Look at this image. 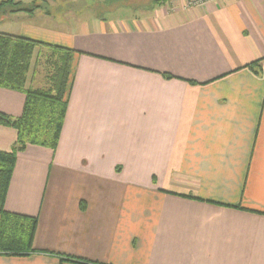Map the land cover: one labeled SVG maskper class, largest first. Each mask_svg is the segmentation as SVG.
Segmentation results:
<instances>
[{
    "label": "crops",
    "instance_id": "obj_1",
    "mask_svg": "<svg viewBox=\"0 0 264 264\" xmlns=\"http://www.w3.org/2000/svg\"><path fill=\"white\" fill-rule=\"evenodd\" d=\"M149 1L0 14L72 53L56 148L17 154L4 202L36 218L31 250L0 264H264V0ZM24 102L0 89V114ZM16 138L0 126V151Z\"/></svg>",
    "mask_w": 264,
    "mask_h": 264
},
{
    "label": "trees",
    "instance_id": "obj_2",
    "mask_svg": "<svg viewBox=\"0 0 264 264\" xmlns=\"http://www.w3.org/2000/svg\"><path fill=\"white\" fill-rule=\"evenodd\" d=\"M157 1L161 4L166 2ZM6 10H10V13L33 11L13 3V0L0 2V14ZM43 48H48L46 58L53 69L47 88H26L27 75L36 57L34 54ZM71 60L72 53L69 50L0 34V89L20 92L25 96L23 110L18 118L0 114V126L11 127L17 132L11 150L0 151V252L22 254L31 250L36 218L9 213L4 209V202L17 154L27 145L51 150L56 148L72 84ZM256 63L248 66L252 68ZM60 258L76 264H96L70 257Z\"/></svg>",
    "mask_w": 264,
    "mask_h": 264
},
{
    "label": "rangeland",
    "instance_id": "obj_3",
    "mask_svg": "<svg viewBox=\"0 0 264 264\" xmlns=\"http://www.w3.org/2000/svg\"><path fill=\"white\" fill-rule=\"evenodd\" d=\"M95 1L96 0H81V4H77V7H81V8L95 7V9H96ZM136 1L137 2L132 0V3H136L137 6H139L141 4H143V5L146 4L147 6H149V2H150L149 0H136ZM34 6L35 5L31 6V8ZM61 6L66 7L67 5L62 4ZM46 53L36 51L34 54L36 57H34L32 60L31 70H33V72H31V73L33 74V76H35V78H34L35 80L33 83V85H35V86L44 87L46 85V83L48 84V80L50 79V75L52 74L53 69L48 65L49 59H48V57L46 58ZM46 87H47V85H46Z\"/></svg>",
    "mask_w": 264,
    "mask_h": 264
}]
</instances>
